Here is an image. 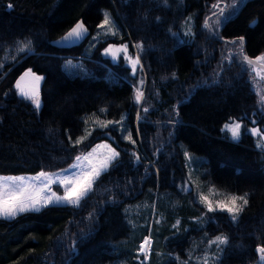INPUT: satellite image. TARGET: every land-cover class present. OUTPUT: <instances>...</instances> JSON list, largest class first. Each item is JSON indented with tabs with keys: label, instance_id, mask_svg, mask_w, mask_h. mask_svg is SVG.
<instances>
[{
	"label": "trees",
	"instance_id": "obj_1",
	"mask_svg": "<svg viewBox=\"0 0 264 264\" xmlns=\"http://www.w3.org/2000/svg\"><path fill=\"white\" fill-rule=\"evenodd\" d=\"M227 1V18L205 27L217 0H180L178 9L169 3L151 7L150 14L141 4L131 8L129 0H0V173L58 171L103 139L119 151L79 207L50 203L0 216V264H142L138 249L149 223L140 211L156 194L167 198L156 212L165 210L166 225L160 232L153 225L156 244L143 264H180L194 241L205 246L216 234L228 238L218 264L260 262L264 150L247 127L264 130V71L257 73L243 57L264 55V0ZM105 8L115 19V35L93 47L88 37L59 44L80 18L96 32ZM188 17L194 31L187 36L182 25ZM111 42L139 55L147 73L140 103L124 55L115 62L102 52ZM67 57L83 59L88 72L69 73ZM27 70L43 78L39 108L17 87ZM235 119L243 122L236 140L223 129ZM190 153L207 157L209 182L247 195L236 220L227 211L209 212L199 203L187 208L181 201L178 182L188 180ZM176 218L180 231L171 229ZM161 251L169 256L159 257Z\"/></svg>",
	"mask_w": 264,
	"mask_h": 264
},
{
	"label": "rangeland",
	"instance_id": "obj_2",
	"mask_svg": "<svg viewBox=\"0 0 264 264\" xmlns=\"http://www.w3.org/2000/svg\"><path fill=\"white\" fill-rule=\"evenodd\" d=\"M227 2H228L227 0H217L219 8H214L215 10L212 11V14L217 13V15L216 14H214V15L210 14L207 17L208 23H210L212 26H219L220 17H222V15H224L223 18L227 17V15L229 13L228 10L226 9ZM220 9H223V14H221ZM104 12L109 14V17H110V20L112 21V24H110L109 26H106L104 28L99 27V25H101L103 22V19H104L103 18L101 20L100 24L98 25L96 32H94L93 34H90L87 38L88 39L87 40V46H89V47L95 46L100 41V39H103V38L107 37L108 35H113L112 32L108 31L109 27H111L112 31H114V32L116 30L115 22H114L115 19L112 15L110 9L105 8ZM226 21H227V19H226ZM182 28H183L184 35L188 36V34H192L194 31V19L192 17H188L187 19H185V21L183 22ZM110 45L121 46L124 44L111 42L102 48V52H104V50L106 48H108ZM128 53L133 58H136V56L138 55V53L130 52L129 49H128ZM121 54H123V53H120L119 56ZM119 56L115 60H113V58L111 56L110 57H111L112 61L116 62L119 60ZM125 63L127 65H129L126 61H125ZM63 66L69 73H72V74H76V73L85 74L88 72V65L86 64L85 61H83V59L81 60V59H77L74 57H67L63 63ZM26 73H29V74L25 75ZM33 73L36 76L41 77L40 75H38L34 71L31 70V72H29V70H27L18 80V83L20 85V87H19L20 92H21V89H23L25 92L31 93V90L34 88V85H35V82H34V79L32 76ZM133 76H135L136 81H137V83L135 84L136 89L139 88L140 91L143 92V96H144V89H145L146 82H147V73H146L141 61H140V65L137 66L136 74ZM141 81H143V83H141ZM107 122H108V120H96L95 124L103 126V125H106ZM232 122H239L242 125V128H241V135H242L243 122L241 120H238V119L226 121L223 125V129L227 130L225 128V125L232 123ZM118 125H121V122ZM254 127L258 130L255 135L252 134V132H251V129ZM247 129L255 137V142L257 145L258 144H264V130L260 126L249 125L247 127ZM91 131H92V128H88L85 131V133H83L81 135V137L84 138ZM106 145L111 146V148H114L119 153L118 149L111 143V141H109L107 139H103V140H100L97 143H95L88 151L79 154L78 156L81 157L80 161H77V159H76L78 157L77 156L71 164H69L68 166H66L65 168H63L61 170H58V171L40 170V171L35 172V173H19V174H3V173H0V178H3L2 182H3V184H6V185H12L14 187L17 185H22V184L28 185L29 191L31 192V190L33 188L39 189L43 186V183H44L43 177H41L39 180L35 179L38 176V174L41 172L62 173L61 178H63L64 176H68L69 178H72L73 173L81 174L83 172L89 171L93 165L98 164L103 159V157L108 154V148L105 147ZM258 148L264 150V147H258ZM94 149H95V152H93ZM89 153H92V156L90 157V159L92 160V164H89L88 160L83 159V157L88 156ZM189 156L190 157H189V165H188V180L186 179V181H179L178 182L179 189L183 195L181 197L182 198L181 201H183L185 203L187 208H190L191 206L194 207L195 203H199L200 205L206 206L204 203L201 202V200H200L201 196L207 197L208 200L212 202L214 207L217 205V202L229 203L230 197H232V196H238V197L239 196H245V198L247 199L246 194L231 192V191L219 188L216 185L209 182L208 178L205 176L206 166L204 164V161L207 160V157L204 154L190 153ZM72 165H76V167L70 168V166H72ZM64 170H68V171L65 172ZM19 177H23L24 180L21 182L20 180L13 181L12 179H7V178H19ZM53 192L56 193L57 196H62L64 194V187L60 186L59 184L53 183L50 185V188L45 191L44 194L50 195ZM162 196H163V194H160V195L156 194L155 201L153 202V204L147 202L143 205V207H141L140 214L143 215V210L146 213L144 223L145 224L149 223V232L145 236L144 240L139 244V249H138L139 253L140 254L142 253V256H140V260H141L142 264L145 263V261H148L150 259V254H151V252H152V250L156 244L154 234H151L153 225L154 224L156 225L158 232H160L164 228V226L166 225V215H165L166 212H165V210H162V211L159 210V212L156 214V212L159 208L157 206L158 203H160V205H163L164 203L165 204L168 203L167 198H164ZM53 203H56V202H53ZM60 203H66V202H60ZM238 203H242V201H238ZM134 206H135L134 210L136 212H139L140 208H138V206H140V205L136 204ZM38 207H39V209H41L43 206H38ZM239 214H238V216H239ZM193 221H196L199 223V221H197L195 219H193ZM177 222H179V223H177ZM202 225L203 224L199 223L198 228H200ZM181 226H182V221L179 218H176L174 220V223H173V226L171 229H176V230L180 231L182 229ZM194 227H197V226H194ZM207 233L208 232L206 230H202L201 231V238L206 239ZM217 236H222V235L216 234V235L209 236L208 243L205 246H202L201 243H198V241H194L192 243L191 249L189 250V255L182 258L180 264H205V261H207V264H218L219 263L218 260H219V256H220L219 255L220 250H221V248L223 249L225 244L218 246L216 243H213L212 241H215ZM146 238L148 240H150V245L148 246L147 251L144 252V251H141V245L144 243ZM157 254L159 255V257L169 256V254H167V252H164V251H161L159 253L157 252ZM159 259L161 260V258H159Z\"/></svg>",
	"mask_w": 264,
	"mask_h": 264
},
{
	"label": "snow or ice",
	"instance_id": "obj_3",
	"mask_svg": "<svg viewBox=\"0 0 264 264\" xmlns=\"http://www.w3.org/2000/svg\"><path fill=\"white\" fill-rule=\"evenodd\" d=\"M9 7L11 5L9 4ZM214 8H219V5H213ZM221 14H223V9H220ZM227 18V17H225ZM112 24V21L110 20L109 14H104V19L101 25L99 27L104 28L106 26H109ZM208 21H205V27H208ZM109 32H112L113 35L116 33L112 31V28H108ZM87 34V28L83 24V22H78L75 24V26L61 39L63 41H68L72 39H81ZM30 41L27 43H24L23 46L19 47L18 51L23 52L26 48L30 46ZM235 43V42H233ZM241 45L243 44V37L240 38ZM136 48L142 49V44L135 45ZM242 51V49H241ZM120 53H123L125 61L130 65L131 72L133 75L137 72V66L140 65V58L137 55L136 58H133L128 53V45L124 44L121 46L116 45H110L108 48L104 50L105 55H110L113 60H115ZM243 60L247 62L248 65H254L256 62H264V55L258 56L255 58V60L249 59L246 55L243 57ZM255 70V69H253ZM31 72V70H29ZM29 73H26L25 75H28ZM35 85L31 93L25 92L23 89H21V94L25 95L26 97L30 98L35 106L39 108L40 106V100H39V94H38V86L39 81L43 79L42 77L36 76L34 73L32 74ZM23 79V78H22ZM143 83V81H141ZM17 87L19 88V83L17 84ZM143 98V92L140 91L139 88L136 89L135 92V101L136 103H140ZM261 102H264V96L260 97ZM103 111V110H102ZM144 111H147V109H144ZM123 119V118H122ZM108 124L112 123H120V121H108ZM105 127L107 125H104ZM225 128L231 133L232 139L236 140L241 135V128L242 125L239 122H232L225 125ZM257 129L254 127L251 129L252 134L257 133ZM129 140H131V136L129 135L127 137ZM81 139H78L75 143L79 144L81 142ZM134 143V141H133ZM105 147L108 148V154L103 157V159L98 163L91 167V169L87 172H83L81 174H72V178H69L68 176H64L61 178L62 173H45L41 172L38 174V176L35 178L39 180L41 177L44 178L43 186L39 189H32L31 192L29 191L28 185H6L3 184L2 179L0 178V216L3 217H15L18 213H22L25 211L35 210L38 211V206H45L49 203H60V202H66L67 204L79 207L81 204V201L88 195L90 191H92L93 184L95 181L100 177L102 172L107 171L110 164L119 156V153L114 149L111 148V146L106 145ZM258 147H264V144H258ZM95 152V149L93 150ZM187 156V152L185 153ZM92 156V153H89L88 156L83 157V159L88 160L89 164H92V160L90 157ZM77 161L81 160V157L76 158ZM139 158L137 157V160ZM76 165L70 166V168H74ZM67 172L68 170H64ZM15 180H20L21 182L24 180L23 177L19 178H7ZM56 183L60 186L64 187V194L62 196H57L56 193H51L50 195L44 194L47 189L50 188V185ZM200 200L202 203H204L208 209L209 212H213L216 210L221 211H227L231 215L232 220H236L237 216L240 212L243 211V206L247 205L248 200L245 198V196H232L230 197L229 203H223V202H217V205L214 207L212 202L208 200L207 197L201 196ZM238 201H242V203H238ZM179 223V222H177ZM175 227V226H174ZM213 243H216L219 245H224L228 243L227 236H217L215 241H212ZM150 245V240L147 238L145 239L144 243L141 245V251L146 252L148 249V246ZM256 251L260 254V261L261 264H264V246L258 247ZM205 264H207V261H205Z\"/></svg>",
	"mask_w": 264,
	"mask_h": 264
},
{
	"label": "water",
	"instance_id": "obj_4",
	"mask_svg": "<svg viewBox=\"0 0 264 264\" xmlns=\"http://www.w3.org/2000/svg\"><path fill=\"white\" fill-rule=\"evenodd\" d=\"M247 0H245L244 1V3L243 4H245V2H246ZM223 16L224 15H222V18H223ZM236 16V14H234V15H232L229 19H232V18H234ZM224 19V18H223ZM228 19V20H229ZM78 22H83V24L85 25V27L87 28V34L83 37V38H81V39H72V40H68V41H63L61 38L62 37H64L65 35H67V33L75 26V24L76 23H78ZM90 32H91V29H90V27L87 25V23L83 20V18H80L78 21H76L75 23H74V25L71 27V28H69L65 33H63L60 37H59V44L60 45H62V46H69V45H72V44H77V43H80V42H83L87 37H88V35L90 34ZM249 59H251V60H255V58L256 57H258V56H261L262 54H258V55H250V54H248V53H246L245 54ZM253 67H254V69H255V71L258 73L259 72V70H262V71H264V62H256L254 65H253ZM38 92H39V90H38ZM258 247H261V245H259ZM257 247V248H258ZM254 264H261V262H256V263H254Z\"/></svg>",
	"mask_w": 264,
	"mask_h": 264
},
{
	"label": "flooded vegetation",
	"instance_id": "obj_5",
	"mask_svg": "<svg viewBox=\"0 0 264 264\" xmlns=\"http://www.w3.org/2000/svg\"><path fill=\"white\" fill-rule=\"evenodd\" d=\"M131 8H136L137 5H142L143 8H146L148 14L152 13L151 7H159L160 5L172 4L174 9H178L180 0H129ZM175 12V11H174ZM223 19V18H222ZM208 21V19L206 18ZM225 20V17L224 19ZM261 262V261H260Z\"/></svg>",
	"mask_w": 264,
	"mask_h": 264
}]
</instances>
